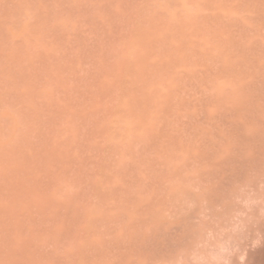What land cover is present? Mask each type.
Instances as JSON below:
<instances>
[{
  "label": "bare ground",
  "instance_id": "obj_1",
  "mask_svg": "<svg viewBox=\"0 0 264 264\" xmlns=\"http://www.w3.org/2000/svg\"><path fill=\"white\" fill-rule=\"evenodd\" d=\"M38 1L40 0H28V2L0 0L5 7L11 4L20 6L15 5V9L8 7L9 10H13L11 13L7 11V8L0 7V40L8 38L7 27L19 33L23 39L27 38L25 41L29 42L28 39H33L35 34L34 39H37L40 29L43 28L38 24L39 29L36 25L37 21L40 22L39 13L44 14V11L40 10ZM51 1L54 3V0ZM87 1L85 0L84 3ZM131 1L134 0H95L97 3L111 5L109 7L114 5L115 11L110 10L108 6L105 8L109 9L108 15L110 11L113 12L107 18L110 19L113 16V20L116 16L120 19V16L124 15V10ZM155 1H161V6L155 4L152 10L151 5ZM89 2L93 1L89 0ZM137 2L140 3L139 0L135 1ZM141 2L152 10H150L151 16H147L149 17L146 20L148 24L144 21L146 16L144 20L142 19L145 13L149 15L148 11L144 12L143 16L141 15L142 18L140 15L137 17L138 21L140 18L144 21V25L148 26H141L143 28L136 26L134 27L136 29L130 27V32L126 30V33L122 32L120 24H116L117 21L110 27V23L107 26L106 22L102 21L107 29L109 27L107 31L105 30L106 32H103V23L100 25L96 17L87 15L92 14L93 10L96 12L98 9L94 6L96 3L89 4L95 9L92 7L93 10L90 9L91 11L89 10L90 12L88 11L86 15L84 10L88 8V5L83 3L87 8H82L81 3L76 7L81 6V9L78 8L79 12L84 9L83 14L80 13L85 16L81 15L83 20L89 16L87 23L86 21V24L81 23L80 28L84 24L86 26L91 18H96L95 21L99 23L100 31L99 27L96 30L101 34L98 33L96 39L102 36V32L109 33L108 37L115 34L113 37L118 39L119 35L121 40L115 39L111 44L114 42L123 44H119L120 50L117 48L120 53L114 50L117 53L115 55L113 52L114 56H112L111 52V57L108 55L109 51L107 54L102 51L105 43L109 44L105 42V39H109L105 38L106 34L105 39H100L99 43L104 40L105 43L102 42V44L105 45H102L99 51L98 44L95 45L98 40L93 41L95 44L92 46L98 49L93 47L95 53L92 56L89 55L91 57L89 62L91 67L97 68L94 69L91 77H86L89 74L88 66H86L85 75H81L79 71V73L76 72L84 76L82 82L78 76L80 83L83 85L87 82L89 88L85 85L86 89L88 88L85 92L80 94L78 92L79 95H74L80 102H83V105L86 104L85 108L80 103L82 109L80 108L79 111L76 109L77 112L73 113L74 118L70 117L74 122L70 118L69 121L64 120L65 114L67 117L70 114L72 116L70 112H73L76 107L74 106L73 111L68 110L67 104L73 98L69 97L71 94L67 96L69 92H65V97L70 98H68L69 101L66 99L67 107L63 106L64 103H60L62 100L65 101L64 96L63 99L60 97V105H55L58 103V96L64 94L63 87L62 90L58 89L62 94L58 92L56 96L53 95L58 98L55 104H52L53 98L51 99L52 96H50L51 100L48 101H51V105L48 104L45 113L57 114L55 118L58 115L65 116L61 121H55L56 125L52 122L53 127L55 126L54 128L59 131V136L56 135L58 137L54 138L55 135H50L51 138L44 136L45 139L41 137L43 142L36 143L38 146L35 143V146L25 144V147L24 144L23 147L21 144L20 147L15 146V143L12 144L14 147L10 145L12 147L11 157L15 156L16 152L21 155L20 158H23L21 159L23 163L22 165L12 164L7 169V173L4 172L6 171L4 166H2L4 168L0 167L1 173L3 171L4 174L0 173L2 175L0 178V198H2L0 199V264H264V0H141ZM67 4H65L66 10L64 9L63 13L67 11ZM156 6L158 8H155ZM132 8L135 9V7ZM25 9L33 12L37 10L39 18L35 13L33 18L38 20L32 19V22L20 23V19L25 15ZM60 10L58 12L62 14ZM99 10L102 12L100 7ZM25 11L28 12V10ZM54 12L52 13L55 14ZM71 13L66 17L71 16ZM76 14H73L72 18ZM102 14L106 13L102 12ZM128 14H125L123 18ZM64 15L61 17L63 18ZM134 15L137 14L131 17ZM52 17L55 18L54 15ZM78 17L80 18L79 14ZM74 18L76 19V16ZM47 23L44 24L46 27L49 26ZM51 23L54 25V22ZM95 24L92 22V26L89 25L90 28L92 27L90 31ZM124 24L126 26L128 21L126 20ZM53 27L55 28V25ZM95 28L97 27H94V30ZM83 29L80 30L81 33ZM85 29L87 30V27ZM51 30L48 29V31ZM76 31L78 33L79 30ZM55 33L57 34L56 31ZM41 34L45 35V32ZM57 36L59 37L60 34ZM76 36L71 35V38L79 37ZM93 36L92 33L88 40L90 41ZM58 37L56 40L59 41ZM82 38L81 40L85 39L84 42L87 41L86 46L89 45L87 38ZM79 40L73 44L77 46L76 43ZM18 41L22 47L21 38ZM49 43L46 41V46ZM31 44L32 47L35 45L33 42ZM111 44L104 50L112 49ZM70 45L68 48L74 46ZM60 46L62 47L61 42ZM80 46H82L81 43ZM132 47L134 51H131ZM11 48L10 52H12ZM37 48L41 46L38 45ZM79 48L80 50L75 49L76 53L73 51L71 54L79 55L82 47ZM2 49L4 52V48ZM60 51L61 48H59ZM43 52L39 54L40 59L36 55L38 60L34 55L33 65L36 59L39 62L37 65L41 67ZM83 52L84 50L80 54ZM88 52L90 53V50ZM7 53L6 50L4 53L0 51V57ZM46 53L45 50V56H47ZM18 54L19 50L16 55ZM27 55L22 57H32H29L30 54ZM68 55H65L63 59ZM89 56L85 55L84 58ZM12 58L10 60H14ZM19 58L21 62L22 58ZM110 59H115V61L112 62ZM2 60L4 62V59ZM71 60L66 59V62H72ZM58 61L62 62V59ZM85 61L83 65L87 63ZM107 61L113 64L109 66ZM3 62L0 63L3 64ZM26 63L25 65L29 67L30 64ZM63 63H65L64 60L61 65ZM43 65L47 67L45 63ZM26 66H24L25 69ZM35 67L38 69L36 65ZM35 67L32 66V70H35L38 75L34 72V77L36 76L38 81L42 80L47 69L42 68L43 77L37 79L41 71H37ZM80 67L79 70H81ZM62 68L64 72L66 68ZM84 68L82 72L85 71ZM14 70V72L17 71ZM56 71V66H52L51 71L49 69L45 77L48 80L54 78ZM73 71L75 72V69ZM4 73L2 72V77ZM30 73L33 75L31 71ZM25 74L24 70L21 75L24 77ZM42 74L40 73V77ZM34 77L32 76L30 80L31 89H34L31 85L36 86ZM85 77L89 78L88 81ZM12 78L13 82L17 79ZM64 78H61L63 84L67 81V78L66 81ZM74 78L76 80L70 81L73 84L75 82L76 85L79 80L77 75ZM19 80V83L23 81ZM48 80L47 83H49ZM58 81L61 82L60 79ZM40 82L43 84L42 81ZM72 83L69 82L67 91L72 89L74 92V88L77 89L78 84L73 87L70 85ZM21 84L23 85V82ZM125 85L129 87L125 88ZM14 88L15 86H12V89ZM58 88L61 87L58 85ZM24 91L29 92L26 89ZM50 91L54 92V90ZM2 93L1 91V95ZM10 93L9 96H12V92ZM4 94L8 95L7 92ZM38 97L36 98L37 104L34 103L36 106L39 100L42 102H39L40 105L44 102L41 99L38 100ZM2 100L3 97L0 102ZM9 100L4 99L3 101L8 104ZM26 101L29 103V98ZM77 101L74 102L78 107L79 101ZM16 104L20 106L21 103L15 102ZM22 104L26 106L24 102ZM67 111H70L69 115ZM18 113L20 114L21 111ZM31 114L33 118V113ZM91 116L96 118L95 121L99 120L94 127L92 126L94 122L90 121V119L93 120ZM86 119L92 123L89 122L92 126L90 130L87 129L89 125L86 128L87 122H84ZM50 120L55 119L52 116ZM77 120L79 121L75 123ZM1 121L2 119L0 120V138L12 129L10 122L2 124ZM82 121L85 124L81 125ZM23 122L26 120L21 121L22 124ZM24 124L26 125L27 122ZM75 124L81 125L80 129L83 126L87 129L88 132L85 131L87 134H84L83 139L79 135L82 131L78 130L79 136L76 134L75 130L78 126ZM24 129L27 134L31 132L29 127V132L26 128ZM62 133L69 139L66 136L62 137ZM25 140L27 142L28 139ZM82 140L85 141L80 144ZM127 142L134 146L139 143L141 146L142 143L141 153L138 156L129 155L131 149L129 148L130 152L126 150ZM133 142L137 143L133 144ZM123 148L125 150L121 152ZM7 149L8 147L6 151ZM6 151L4 148L0 151L5 152L4 156L0 155V165L5 164L6 160L7 163L10 161V156L6 159V153H9ZM114 153H120L125 158L130 157V163L128 164L130 159L126 158L127 162H124L126 165L122 163L118 165L120 159H116L118 154L114 159ZM111 155H113L112 159L104 157ZM99 157H104V161L100 162L102 159L99 160ZM115 160L118 161L115 163ZM70 171L71 174H69ZM82 174L86 180L82 178ZM69 188L74 189L68 190ZM93 200L94 207L92 206ZM90 205L92 207H89Z\"/></svg>",
  "mask_w": 264,
  "mask_h": 264
},
{
  "label": "rangeland",
  "instance_id": "obj_2",
  "mask_svg": "<svg viewBox=\"0 0 264 264\" xmlns=\"http://www.w3.org/2000/svg\"><path fill=\"white\" fill-rule=\"evenodd\" d=\"M25 1L28 2V0H25ZM40 1H41V3H39ZM40 1H38V4H39V6H40V10H43V11H44V14H45V15H44L43 13H42V14L39 13V16H40L41 20H40V18H39L38 15H37L38 11H37V10L35 11V9H34L35 12H33V11H29L30 9H25V10H28V12L24 10V14H25V15L22 17V19H20V20H21L20 23H23V24L28 23V22L31 21L32 19L35 20V21H37V20H38L37 18H33V17L35 16V14H36V17H38V18H39V21H40V22L37 21V24H36V25L38 26V24H39L40 27H43V28L40 29V27L38 26L39 29H40V35H39L40 37L37 36V39L35 40V39H34V37H35V35H36V34H35L34 37H33V39H32V38H31V40L28 39V40H29V42H28V41H25V40H27V38L24 37V39H23L22 36H21L19 33H16L12 28L7 27V28H6L7 34H6V35H7L8 38H5V39L0 40V47H2V46L7 47L6 49H5V47H2V48H4V52H5V50H6V53H7V51L9 50L7 54H4L3 57H2V56L0 57V62H3L2 59H4L3 64L0 63V68H2V69H0V78H1V79H0V101H1L2 97H3V100L5 99V101H6L7 99L9 100V98H10V100L7 101L8 104H7L5 101H3V100H2V102H0V104L2 103V105H0V112L2 111V112L0 113V115L2 116V118H1V116H0V120L2 119V121H3V120L5 121V122H2V121H1L2 124H6L7 122H10V123H11V128H12V129L9 130L10 132H8L7 134L3 135V136L0 138V151H2L3 148H4L5 151H6V148L8 147V149H7L8 151H6V152H9V153H6V155H7V156H6V159H7V157L10 156V161L8 160V161H9L8 163L6 162L7 160L5 161V164H6V165H5L4 163H3V165H0V167L4 166V167L6 168V171L4 170V172H6V173L8 172L7 169H9L10 166H12V164H13V165H15V164L22 165V163H23V162H21V159H23V158H20L21 155H19L18 153L15 152V156L13 155V157H11V156H12V150H11L12 147H11V146L14 147V145H12L13 143H15V146H16V145L19 146V145L21 144V147H23V144H24V147H25V144H26V145H33V146L36 145V146H38V144H40V142H41V143L43 142V140H41V139L44 138V136H45V138H46V136H47V138H51V136H54V135H55L54 138H56V137L59 136V135H58V134H59V131H57L56 128H54L55 126L53 127L52 122L56 125V122H55V121H57V120H60V121H61L65 116L67 117V115H66V114H65V116H64V115H60V116L58 115L59 118L56 117V118H57V119H56L55 116H57V114H54V115H50V113H47V114H46V113H45V110H46L45 108L48 107V104H50L51 101L53 102L52 104H55V103L57 102L58 98H59L58 103H56L55 105H60V103H61V104L64 103L63 106H65L66 103L69 101L68 98H69V97H73V98H71V100H70L69 103L67 104V105H68V110L73 111L74 106H76V107H75V110H74L73 112H70V111H67V112H66L68 115H69L68 112L72 113V116H70V115H71V114H70L67 118L65 117L64 120H66V121H67V119H68V121H69V120L71 119L70 117H73V118H74L75 115L73 116V113L79 111L80 108L82 109V107H80V103H81V106H85V105H86V104L83 105V104H82L83 102H80V101L77 99V97H75L74 95H75V94H78V92H79V94H80L81 92L83 93V92H85V90H87V89L89 88V87H88V83H87V82L84 83V82H85V80L89 79V78L86 79V77H87V76H88V77H91V76H92L91 74H93L94 69L97 68V67H94V66L91 67V66H90L91 64H90V62H89V58H91L90 56H92L93 53H95L94 51H95V49L97 48V47H96L97 44H98V46H99V49L97 48L98 51L100 50V48L102 49V47L106 44V45L104 46V48L102 49V51H104V54H105V53L107 54V51H109V54H108L109 56H111V55L114 56L113 52H114L115 55H116L117 52H115V51H117V50L119 49V47H118L119 44H120L119 42H114V43L117 44V45H115L114 43L111 44V42L115 41V39H116L117 41L120 39V38H119V35L117 34V35H118V39H117V38L113 37L115 34H114V35L112 34V35H111L112 37H111V36L108 37L107 35H108L109 33L106 34V33H103V32H106V31L109 29V27H110L111 25L115 24V23H116L115 21H117L116 24H118V25L120 24V26H122V28H120L121 30H123L122 32H125L126 30H127L126 32H130L131 28L136 29V28H134V27H136V26H137V27H141V26H144V27H145V26L148 24V23L146 22V20L151 16L150 13H151V11L153 10L152 7L155 6V4H158L159 7L161 6V1H155L154 4L151 5V9H152V10H151L150 8L144 6L145 4H143V3L141 2V0H139L140 3L137 2V3L139 4V6H138L137 3H135L136 0L131 1L132 4L130 3L129 6H127L128 4L126 5V6H127V9L129 8L128 10L126 9L127 11L124 10V9H125V6L122 7L123 10H124V15H125V14L127 15L128 13H129L130 15L128 14V16L125 17V18H123V17H124L123 14H122L123 16H120V15H119V16H120V19H117L118 16H116V19H117V20H116V19L113 20L114 17L112 16L113 18L111 17L112 19H111V18H110V19L114 21V23H113V21H111L110 19H107V18L109 17V15H111L113 12L110 11V14L108 15L109 9H108V10L105 9V8L108 6V4L106 5L105 3H102V2H98V3H97V2H95V0H92L94 3H93V2H89V0H88V1L86 0L87 3H84L85 0H81L82 2H81L80 0H54V3H53V1H51V0H40ZM55 1H56V2H55ZM59 1H60V2H59ZM63 1H64V3H63ZM65 1H66L68 4H67ZM70 1H71V2H70ZM79 1H80V2H79ZM137 1H138V0H137ZM26 2H25V3H26ZM76 2H77L78 5L76 4ZM0 3H2V2H0ZM55 3H57L56 6H55ZM60 3H61V5H59ZM72 3H73V4H72ZM81 3H82V4H81ZM83 3L86 4V5H88V8H89V9H88L87 7H84V4H83ZM92 3H93V4L96 3V5H94L96 9L98 8V9L96 10V12H95V10H93V9H95L94 6H89V4L91 5ZM141 3H142V4H141ZM43 4H44L45 6H43ZM49 4H50V6H49ZM63 4H64V7H63ZM65 4H67V6H66V7H67V11H66V13H63V12H65V11H64V9H65ZM80 4L82 5V8H87V9H85V10L83 9L85 12H84L83 10L81 11L82 14H83V12H84L85 15H86V14L88 13V11L93 7V9H91V10H93L95 13H94V12H93L92 14H89V13H88L87 15H89V16H92V15H93L92 17H96V18H97V20H96V18H95V19H94V18H93V19L91 18L92 22H93V23H96L95 25H97V26L94 25V26H93V29H92L91 31H90V29L92 28V27L90 28V26H92V25H91V24H92L91 20H89L90 23L88 22V24L85 26V24H86L87 21H88L87 19H88L89 16H87V19L83 20L82 18L85 17V16H83V15L81 14V15L83 16V17L81 18V15H80L81 12H79V10H78V8L81 9V6L78 7V8H76V7L79 6ZM93 4H92V5H93ZM0 5H1V4H0ZM11 5H12V6H11ZM11 5H7V6L5 7V5H3V3H2V6H0V7H1V8H2V7L7 8V11H9V12L11 13L13 10H9V9H10L11 7H13L12 9H15L16 6H17V4H11ZM13 5H14V6H13ZM15 5H16V6H15ZM46 5L49 6V8H48V6H47L48 9L46 8ZM132 5H133V6H132ZM18 6H19V5H18ZM18 6H17V7H18ZM53 6H54V7H53ZM59 6H60V7H59ZM61 6H62V7H61ZM69 6H70V7H69ZM72 6H73V8H72ZM74 6H75V7H74ZM109 6H111V5H109ZM109 6H108V8H110V10H114V11L116 10V8H114V5H113L112 7H109ZM141 6H143L144 9L141 8ZM158 6H156L155 8H158ZM8 7H9V9H8ZM14 7H15V8H14ZM19 7H20V6H19ZM57 7H58L59 9H61L60 12L62 11V14H61V13L59 14V12H58L59 9H58ZM99 7L102 9V12H105V13H106L105 15H103L104 13L102 14L101 10H99ZM132 7H135V9H133ZM52 8H54L55 11H56L57 9H58V10H57L56 12H54V10H51ZM56 8H57V9H56ZM62 8H63V10H62ZM75 8H76V10H78L79 13L76 12ZM111 8H112V9H111ZM122 8H121V9H122ZM136 8H137V9H136ZM145 8H146V9H145ZM147 8H148V9H147ZM153 8H154V7H153ZM46 9H47V10H46ZM104 9H105V10H104ZM132 9H133V11H131ZM142 9H143V11H141ZM5 10H6V9H5ZM32 10H33V9H32ZM49 10H50L51 12H50ZM65 10H66V9H65ZM71 10H72V11H71ZM74 10H75V12H76L77 14L74 12ZM91 10H90V11H91ZM129 10H130V11H129ZM150 10H151V11H150ZM185 10H186V9H185ZM187 10H188V8H187ZM7 11H6V12H7ZM45 11H46L47 13L50 14L49 16H51V18L48 16V14H47ZM48 11H49V12H48ZM86 11H87V12H86ZM90 11H89V12H90ZM98 11H99V13H97ZM147 11L149 12V15H147L148 13H147V14L145 13V14H144V17L142 18V16H143L142 14H143L144 12H147ZM29 12H30V13H29ZM36 12H37V13H36ZM52 12H54L55 14H53ZM57 12H58V14H57ZM68 12H69V13H68ZM71 12H72V13H71ZM73 12H74V13H73ZM100 12H101V13H100ZM122 12H123V11H122ZM122 12H121V13H122ZM138 12H139V13H138ZM34 13H35V14H34ZM51 13H52V14H51ZM70 13H71V16L66 17V15H67V14L69 15ZM135 13L137 14L136 16L134 15L136 18H134V16L131 17V16H132L133 14H135ZM140 13H141V14H140ZM64 14H65V15H64ZM73 14H76V15H75V16H76V19L74 18L75 16L72 18V15H73ZM78 14H79V16H80V18L78 17L80 20L77 18ZM95 14H98V15H95ZM30 15H31V16H30ZM52 15H54L55 18H56L57 20H56L55 18H53ZM58 15H60V16H58ZM62 15H64L63 18L61 17ZM94 15H95V16H94ZM102 15H103L104 17H103ZM126 15H125V16H126ZM139 15H140V16L142 15L141 18H142L143 20L145 19V16H146V17L149 16V17H147V18L144 20V21L147 23L146 25H144V21H143L142 19L140 20V18H139V21H138V18H137V17H140ZM27 16H28V17H27ZM101 16H102L103 18H102ZM106 16H107V17H106ZM25 17H26V19H25ZM29 17H30V18H29ZM59 17H61V18H59ZM70 17H71V18H70ZM129 17H131V18H129ZM49 18H50L51 20H49ZM58 18H59V19H58ZM101 18H102V19H101ZM122 18H123V19H122ZM126 18H127V19H126ZM133 18H134V19H133ZM24 19H25V20H24ZM27 19H28V20H27ZM36 19H37V20H36ZM42 19H43V20H42ZM65 19H66V20H65ZM72 19H73V21H74V19H75V21H74V22L71 21ZM81 19H82L83 21H82ZM100 19H101V20H100ZM105 19H106V20H105ZM121 19H122V20H121ZM125 19L128 21V24H127L126 26H125V24H124L125 21H126ZM128 19H129V20H128ZM136 19H137V20H136ZM20 20H19V21H20ZM22 20H24V21L22 22ZM44 20H45V21H44ZM46 20H47V21H46ZM53 20H54V21H53ZM55 20H56V21H55ZM77 20H78V21H77ZM86 20H87V21H86ZM95 20L98 21V22L100 23V25H101L102 23H103V25H104V24H105L104 22H106V25H107L108 23H110L108 29H107V27H106L105 25H104V27H102V28H103V32H102V28H101L102 36H100L101 34L99 33V31H100L99 23H97ZM107 20H110V22H107ZM120 20H121V21H120ZM133 20H134V21H133ZM135 20H136L137 22H136ZM42 21H43V22H42ZM50 21H51V22H54L55 28L53 27V26H54L53 23H51ZM68 21H69V22H68ZM85 21H86V23H85ZM102 21H104V22H102ZM118 21H119V22H118ZM132 21H133V22H132ZM142 21H143V22H142ZM31 22H32V21H31ZM33 22H34V21H33ZM41 22H42V24H41ZM44 22H45V23H47V22L49 23V26H47L48 29H50V30H51L52 28H53V29H52L51 31H48L46 25H44V24H45ZM111 22H112V23H111ZM122 22H124V23H122ZM35 23H36V22H35ZM43 23H44V24H43ZM48 23H47V24H48ZM68 23H69V24H68ZM81 23H82V24L85 23V24L82 26V28L79 27L80 25H82ZM126 23H127V22H126ZM138 23H139V24H138ZM140 23H141V24H140ZM142 23H143V24H142ZM51 24H52V26H51ZM67 24H68V25H67ZM78 24H79V25H78ZM69 25H70V27H69ZM89 25H90V26H89ZM133 25H134V26H133ZM138 25H139V26H138ZM107 26H108V25H107ZM115 26H116V25H115ZM147 26H148V25H147ZM49 27H50V28H49ZM76 27H78L79 29L76 28ZM83 27H84V29L87 27V30L85 29L87 32L84 31ZM88 27H89V28H88ZM94 27H97V28H95V30H96V29L98 30V27H99V31L96 30V34H95ZM125 27H126V28H125ZM130 27H131V28H130ZM8 28H9V29H8ZM44 28H45V29H44ZM141 28H143V27H141ZM10 29H11V30H10ZM39 29H38V30H39ZM43 29H44V30H43ZM71 29H73V30L75 29V30L73 31V30H71ZM82 29H83V32H82L83 34L81 33ZM106 29H107V30H106ZM118 29H119V28H118ZM3 30H5V29H3ZM69 30H70V31H69ZM76 30H79L78 33H77ZM80 30H81V31H80ZM105 30H106V31H105ZM128 30H129V31H128ZM47 31H48V32H47ZM52 31H53V32H52ZM55 31L57 32V34L55 33ZM63 31H65V33L67 34L66 36H65V33H64ZM66 31H67V32H66ZM71 31H72V32H71ZM75 31H76V32H75ZM89 31H90V32H89ZM92 31H94V32H92ZM8 32L10 33V36H8V35H9ZM43 32H45L46 38H45V35H44V34H43L44 37H43V35L41 34V33H43ZM50 32H51V33H50ZM79 32L81 33L80 36H79V34H80ZM85 32H86V33H85ZM91 32H92L93 35H94L93 37H95V38L92 37V38H93V39L91 38L92 40L90 39V41H92V43L88 40V38H90L89 36H90V35L92 36V33H91ZM126 32H125V33H126ZM76 33H77L78 35H77ZM84 33L86 34L85 36H84ZM87 33H88V34H87ZM89 33H90V34H89ZM98 33L100 34V35H99L100 37H99V39H96V35H97ZM118 33H119V32H118ZM120 33H121V31H120ZM38 34H39V32H38ZM53 34H54V36H53ZM55 34H56V35H55ZM59 34H60V36L58 37L57 35H59ZM63 34H64V35H63ZM105 34H106V37H105V38L108 37L109 39H105V38H104ZM123 34H124V33H123ZM11 35H12V37H11ZM71 35H74V36L77 35V36H79V37L76 36L77 38L74 39L75 37H72V38H71ZM82 35H83L84 37H83ZM88 35H89V36H88ZM117 35H116V37H117ZM19 36H20V37H19ZM56 36L59 38V41L61 42L62 47L60 46V42H59L58 40H56V39H57ZM64 36H65V37H64ZM42 37H43V38H42ZM52 37H53V38L56 37V38L53 39ZM63 37H64V38H63ZM67 37H68V38H67ZM69 37H70V38H69ZM82 37H83V38H87L86 40H88V44L91 45V47H90L89 45L86 46L85 43H87V41L84 42L85 39H84V40H81ZM97 37H98V36H97ZM110 37H111L112 39H111ZM9 38H11V39H9ZM12 38H13V39H12ZM20 38H21V40L23 41V42H22V41H21V42L24 43L23 45H22V43H21V46H22V47H20V44H19V41H18V39H20ZM35 38H36V37H35ZM39 38H40V41H39ZM83 38H82V39H83ZM101 38H102V39H105V42H108L109 44H111L110 47H112V49L110 48V49H107V50L105 51V50H104L105 47H106V48L109 47V44L107 45V43H105L104 40L102 41V42L105 43L104 45L102 44V42L99 43V42L101 41V40H100ZM6 39H7V40H6ZM42 39H43V40H42ZM64 39H66V40H64ZM67 39H69V40H67ZM73 39H74V40H73ZM78 39H80L81 41L79 40L78 43H76L77 46H75V45H74V44H75L74 42H76V40H78ZM4 40H5V41H4ZM11 40H12V41H11ZM15 40H17V42H16ZM34 40H35L36 42L38 41L37 43H38V45L41 46V48H37L38 45H37V43H35ZM51 40H52V42L55 40V41L53 42V44H52ZM62 40H63V41H62ZM97 40H98V41H97ZM107 40H108V41H107ZM120 40H121V39H120ZM123 40H124V39H122V41H123ZM10 41H11V42H10ZM13 41H14V42H13ZM46 41H49V42H50L49 44H47V46H46ZM57 41H58V42H57ZM68 41H70V42H68ZM72 41H73V42H72ZM93 41H97V42H98V43L95 42L96 44L94 43L96 46H92V45H94V44H93ZM122 41H121V42H122ZM6 42H7V43H6ZM9 42H10V44H9ZM26 42H27V43H26ZM31 42H33V43L35 44V45H34L35 47H34V46H33V47L31 46V45H32ZM62 42H64V43H62ZM67 42H68V43H67ZM79 42L81 43L82 46H80V43H79ZM83 42H84V44H83ZM1 43H2V44H1ZM3 43H4V45H3ZM5 43H6L7 45H6ZM25 43H26L27 45H25ZM43 43H45V44H43ZM56 43H57L58 45H56ZM69 43H70L71 45H74L75 47H74V46H71ZM73 43H74V44H73ZM124 43H125V42H124ZM50 44H51V45H50ZM68 44L71 46V47H70L71 49L68 48V47H69ZM122 44H123V43H121L120 45H122ZM8 45H9V46H8ZM24 45H25L26 47H25ZM36 45H37V46H36ZM43 45H44L45 47H43ZM83 45H84V46H83ZM102 45H103V46H102ZM114 45H115V46H114ZM135 45H136V44H135ZM135 45H134V46H135ZM10 46H11L12 48H11ZM53 46H54L55 48H54ZM132 46H133V45H132ZM8 47H9V48H8ZM15 47H16V48H15ZM18 47H20V49H19ZM24 47H25V48H24ZM27 47L29 48V50H28ZM46 47H47V48H46ZM52 47H53V48H52ZM73 47H74V48H73ZM79 47H82V50H84V52H83L82 54H80V53L82 52V50H81V51L79 52V55L77 54V55L80 57V58L78 59V57H77L76 54L73 56L74 53H73V54H71V53H72L73 51H75V49L80 50ZM85 47H88L89 49H88V48L86 49ZM93 47H94L95 49H94ZM115 47H116V48H115ZM2 48H0V51H1V53H4V52H2V51H3ZM10 48H11L12 52H10ZM21 48H22V49H21ZM23 48H24V49H23ZM44 48H45V50H46V52H47V53H46L47 56H45V54H44V53H45ZM59 48H61V51H60V52H59ZM62 48L64 49V51H63ZM67 48H68V49H67ZM91 48H93V49L91 50ZM117 48H118V49H117ZM120 48H121V47H120ZM40 49H41V51H39ZM42 49L44 50V52H43ZM55 49H56V50L58 49V51L56 52ZM97 49H96V50H97ZM130 49H131V51H134V50H132L133 47L130 48ZM14 50H15V51H14ZM17 50H19V54H18V55H16V54H17ZM20 50H21V51H20ZM36 50H37L38 52H36ZM66 50H68V52H67ZM70 50H71V51H70ZM77 50H76V51H77ZM89 50H90V53L88 52ZM111 50H113V51H111ZM114 50H115V51H114ZM119 50H120V49H119ZM119 50H118V51H119ZM13 51H14V52H13ZM26 51H28V52H26ZM29 51H30V52H29ZM62 51H63V52H62ZM69 51H70V52H69ZM76 51H75V53H76ZM85 51H86V52H85ZM15 52H16V53H15ZM41 52H43V55H44V56H43V62H40V63H41V64H40L41 67H40V66H38L39 64L37 65V63H39V62L37 61V60H38V59H37L38 57H36V55L39 56V59H40L41 56H40L39 54H41ZM50 52H53V53H50ZM61 52H62V54L60 55ZM66 52H67V53H66ZM91 52H92V53H91ZM111 52H112V54L110 55ZM11 53H12V54H11ZM20 53L22 54L21 56H20ZM25 53L28 54V55L30 54L29 57H30V56H32V57H31V58H28V57H22V56H26ZM34 53H35V54H34ZM65 53H66V54H65ZM68 53H70V54L68 55ZM85 53H86V54H85ZM88 53H89V54H88ZM118 53H120V51H119ZM14 54H15V55H14ZM52 54H54V56H52ZM64 54H65L66 56L68 55V57H69L70 55H71V56H70L69 58H68V57H67V58L65 57V59H63L64 56H65ZM90 54H91V55H90ZM132 54H134V53H132ZM2 55H3V54H2ZM28 55H27V56H28ZM34 55H35V58H36L37 60L35 59V62H36V63L34 62V65H33V63H32V62H33V59H32V58H34ZM62 55H64V56H63L62 58H60ZM80 55H81V56H80ZM85 55H86V57L89 56V55H90V56H89L88 58L85 59V58H84ZM12 56H13V58H12ZM16 56L18 57L17 59H16ZM72 56H73V57L76 56L77 58H74V59H73ZM112 56H111V57H112ZM8 57H9V58H8ZM19 57H21L22 59L24 58L25 60H22V59H21V62H20V58H19ZM44 57H45V58H44ZM56 57H57V58H56ZM71 57H72V58H71ZM7 58H8V61H6L7 63H5V60H7ZM11 58L14 59V60H10ZM70 58H71L72 60H71ZM27 59H29V61H28ZM31 59H32V61H31ZM46 59H48V60L46 61ZM55 59H56V60H55ZM57 59H58V60H59V59H62V62H63V60L65 61V63L62 64L63 66L61 65L62 62H61V61L59 62ZM66 59H67V61H70V60H71V61L74 62V63H72V62H66ZM69 59H70V60H69ZM76 59H77V60H76ZM80 59H81L82 61H81ZM83 59H85V60H87V61H85V60H83ZM111 59H112V58H111ZM111 59H110V60H111ZM9 60H10L11 62H10ZM17 60H18V61H17ZM52 60H55V61H53L54 64H52V63H53ZM74 60H75V61H74ZM90 60H91V59H90ZM110 60H108V61H110ZM14 61H15V62H14ZM22 61H23V62H22ZM56 61H58L59 63L56 62ZM83 61H85V62H87V63H86L85 65H83V64H82ZM108 61H107V62H108ZM111 61L114 62L115 59H114V60H111ZM19 62H20L21 64H20ZM26 62H28L30 65H32L33 68H34L35 65H36V66L38 67V69H37L36 67H35V68L37 69V71H38V70L41 71V72H40L41 74H42V71H44L45 69H47V70H45V71L48 72L49 69H50V71H51V67H52V66H54V67L56 66V69H57L56 74L54 75V78L48 80V79L45 77L47 72H45V74H44V72H43V74L45 75L44 78H42V77H43V74H42L41 77H40V73L38 72V73H39V76H37V79L42 78V80H39V81H38V80H36V76L34 77V72H35V70H32L33 68H32V66H30V65H28L29 67H27V66H26V65H27ZM30 62H31V63H30ZM46 62H48V63H46ZM55 62H56L58 65H57ZM80 62H81V63H80ZM88 62H89V64H88ZM112 62H111V63L108 62L109 66H111V65L113 64ZM15 63H17L18 65L15 64ZM25 63H26V65H25ZM43 63H45L47 67H45V66L43 65ZM71 63H72V64H71ZM48 64H49V65H48ZM55 64H56V65H55ZM73 64H74V65H73ZM114 64H115V63H114ZM5 65H6V66H5ZM23 65L26 66V69H27V70L25 69V67H24ZM42 65H43V66H42ZM60 65H61L62 67H64V69L66 68V69H65V70H66V73H67V70H68V73H67V74L65 73V70H64V72H63V68H62ZM70 65H72L73 67L70 66ZM82 65H83L85 68L82 67ZM8 66H9V67H8ZM22 66H23L24 68H23ZM80 66H81V67H80ZM86 66H88L87 69H88V71H89V72H88L89 74L86 75L85 80L83 81V83H84V84H83L84 86H83L82 83H80L79 78L81 79V82H82V80H83L82 77H84V76H81V75H82V74H83V75L86 74V72H87V71H86ZM6 67H7V68H6ZM10 67H12V68H10ZM49 67H50V68H49ZM79 67L81 68V70L84 68L85 71L82 72L81 70H79ZM93 67H94V68H93ZM20 68H21V69H20ZM29 68H30V71L33 73V75H31L30 71H28ZM42 68H43L44 70H42ZM48 68H49V69H48ZM89 68H91L92 72H91V70H90ZM104 68H105V65H104ZM109 68H110V70H111V67H109ZM12 69H13V70H12ZM14 69H16L17 71H18V69H19V71L21 70L20 72L18 71V73H19L20 75H21V73H23L24 70H25L26 74L24 75V77H23L22 75L20 76L19 74H18V76H17V73H16L17 71L14 72V71H15ZM69 69H70V70H69ZM73 69H75V72L73 71ZM11 70H12V71H11ZM58 70H59V71H58ZM61 70H62V72H61ZM10 71H11V73H10ZM22 71H23V72H22ZM70 71H71V72H70ZM78 71L81 73V75L78 74V73H79ZM2 72H3V73L5 72L4 75H3L4 77H2V75H1ZM69 72H70V73H69ZM76 72H78V73H76ZM90 72H91V73H90ZM7 73H8V74H7ZM13 73H15V74H13ZM28 73H29V74H28ZM27 74H28V75H27ZM69 74H70V76H69ZM5 75H7V77H6ZM8 75H9V76H8ZM14 75H15V76H14ZM26 75H27V77H26ZM30 75H31V76H30ZM35 75H38L37 72H35ZM65 75H66V76H65ZM71 75H72V77H71ZM76 75H77V78H78V76H79V78H78L79 82L77 83L78 86H77V84L75 85V82H74V84L72 83V82L74 81V79H75L74 77H76ZM16 76H17V77H16ZM32 76L34 77L33 80L36 81V83H35L36 86L31 85L32 88L34 87V89H31V87H30V84H31V81H30V80H32ZM55 76H56V78H55ZM62 76H63V77H62ZM12 77L17 78V79L14 80V82L16 81L18 84H16V82L14 83V82L12 81V80H13ZM64 77L67 78V81H66V78H64ZM26 78H27V79H26ZM61 78H62V79H63V78L65 79L66 82H64V84H63V82H62L63 80H62ZM5 79H7V81H6ZM18 79L23 80V81H22V82H23V85H26V84H27V86H24V87H25V88H24L23 85L21 84L22 82L19 83V82H18ZM59 79L61 80V82L58 81ZM68 79H69V80H68ZM20 80H19V81H20ZM24 80H26V81H28V82L25 83ZM43 80H45V81H43ZM47 80H48L49 83H47ZM70 80H71L72 82H71ZM75 80H76V79H75ZM1 81H2V82L4 81V82H3L4 85H3V83H2ZM40 81H42L43 84H42ZM87 81H88V80H87ZM5 82H6V83H5ZM33 82H34V81H33ZM33 82H32V83H33ZM56 82H57V84H55ZM58 82H60V83H58ZM67 82H68V83H67ZM69 82L72 83V84H70L71 86L74 87V85H75V87L77 86L76 88L78 89V87H79V89H78V90H77V89L75 90V88H74V92H72V91H73L72 89H69L70 91H67L68 86H69ZM40 83L42 84L43 87L41 86ZM52 83H53V85H55V86L51 85ZM79 83H80V86H79ZM19 84H20V86H19ZM33 84H34V83H33ZM38 84H39V85H38ZM45 84H46V85H45ZM62 84H63L65 87H66V86H67V87L65 88ZM65 84H67V85H65ZM37 85H38V86H37ZM44 85H45L46 87H45ZM56 85H57V86H56ZM58 85H59L61 88H58ZM61 85H62V86H61ZM85 85H87V86H86V87H88L87 89H86ZM127 85H128V84H127ZM12 86H15V88H14L15 90L12 89ZM21 86H22L23 89L21 88ZM82 86L84 87L83 90H82ZM18 87H19V88H18ZM28 87H29V89H28ZM49 87H53V88L51 89V88H49ZM54 87H55V88H54ZM62 87H63V91H64L63 93H64V94H62V92H61ZM73 87H72V88H73ZM128 87H129V86L126 87V85H125V88H128ZM48 88H49V89H48ZM70 88H71V87H70ZM80 88H81V89H80ZM6 89H7V91H6ZM8 89H9V90H8ZM19 89H20V90H19ZM25 89H26V90H29V92L31 93V95H32L33 93H34L33 95H35V94H37V95H35V96L33 97V95L31 96L30 93H29L28 91H24ZM58 89H61V90H58ZM12 90H13V91H12ZM50 90H54V92H53V91H50ZM57 90H58V91H57ZM115 90H116V89H115ZM115 90H114V92H115ZM1 91L3 92L2 95H1ZM17 91H18L20 94H19ZM32 91H33V93H32ZM36 91H37V92H36ZM56 91H57V92H56ZM116 91H117V90H116ZM4 92H7L8 95L4 94ZM10 92H12V96H9V94H11ZM23 92H24V93H23ZM27 92H28V93H27ZM51 92H52V93H51ZM58 92H61L62 95H61V96L59 95L58 98H57V97H54V96H56V95L58 94ZM65 92H69V93H67V96H69L68 94H71L72 96L70 95L69 97H65V96H66V95H65ZM70 92H71V93H70ZM75 92H76V93H75ZM14 93H15V96H14ZM26 93H27V94H26ZM39 93H40V94H39ZM41 93H42V96H41ZM48 93H49V94H48ZM50 93H51V95H50ZM73 93H74V94H73ZM18 94H19V95H18ZM24 94H25V95H24ZM43 94L46 95V96L44 97ZM47 94H48V96H47ZM79 94H78V95H79ZM5 95H6V96H5ZM17 95H18V96H17ZM27 95H28V97H27ZM53 95H54V96H53ZM20 96H22V97H20ZM30 96H31V101H30ZM38 96H40V97H38ZM50 96H52V97H51V99L53 98L52 100L49 99ZM63 96L65 97V99H64L65 101H63V100L61 101V99H60V97L63 99ZM8 97H9V98H8ZM18 97H19V98H18ZM24 97H26V98L24 99ZM37 97H38V100L41 99L42 101L45 102V104H44V102H43V104L40 105L39 102H41V101H40V100H39V101L37 100V101H38V106H36V104H37V103H36V98H37ZM74 97H75V99H74ZM12 98H14V99L12 100ZM17 98H18V99H17ZM28 98H29V101H30L29 103H27V101H26V99L28 100ZM16 99H17V100H16ZM20 99H21V100H20ZM22 99H23V100H22ZM66 99H67L68 101H67ZM69 99H70V98H69ZM72 99H73L74 101H77V100L79 101V103H78V107H79V108L77 107V103H75ZM34 100H35V102H33ZM48 100H51V101H48ZM14 101H15L16 103H21V104H19L20 106H18V104L15 105V102H14ZM18 101H19V102H18ZM21 101H22V102H21ZM47 101H48V102H47ZM60 101H61V102H60ZM66 101H67V102H66ZM72 101H73V102H72ZM78 101H77V102H78ZM23 102H24V105H26L25 107H24L23 104H22ZM25 102H26V103H25ZM31 102H32L33 104H30ZM54 102H55V103H54ZM59 102H60V103H59ZM34 103H36V104H34ZM41 103H42V102H41ZM46 103H47V105H46ZM70 103H71V105H72L73 107L70 105ZM88 103H89V102H88ZM13 104H14V105H13ZM7 105H8V106H7ZM10 105H11V106H10ZM32 105H33V107H32ZM34 105L38 108V111H37V108H36ZM50 105H51V104H50ZM67 105H66V107H67ZM2 106H3V107H2ZM12 106H14V107H12ZM17 106H18V109L21 108V110H18V109H17ZM22 106H23V107H22ZM27 106H28L30 109H32V110H30L29 108L27 109ZM39 106H40V107H39ZM89 106H90V104H89ZM89 106H88V107H89ZM1 107H2L3 110L1 109ZM34 107H35V108H34ZM43 107H44V108H43ZM70 107L72 108V110H71ZM6 108H7V109H6ZM15 108H16L17 110H16ZM33 108H34V109H33ZM85 108H86V106H85ZM9 109H10V110H9ZM24 109H25V110H24ZM35 109H36V110H35ZM40 109H41V110H40ZM42 109H43V111H42ZM76 109H78V110L76 111ZM87 109H88V108H87ZM28 110H29V111H28ZM33 110H34V111H33ZM10 111H11V112H10ZM15 111H16V112H15ZM19 111H21L20 114L18 113ZM24 111H25V113H24ZM26 111H27V112H26ZM30 111H31V112H30ZM40 111H41V112H40ZM46 111H47V110H46ZM12 112L15 113L16 115H14ZM28 112H29V113H28ZM37 112H38V113H37ZM42 112H43V113H42ZM31 113H33V118H34V119L32 118V114H31ZM22 114H24V115H22ZM29 114H31V115H29ZM37 114H38L39 116H38ZM3 115H4L5 117H3ZM25 115H26V116H25ZM28 115L30 116V120H29V116H28ZM40 115H41V116H40ZM49 115H50V116H49ZM6 116H7V117H6ZM21 116H22V117H21ZM52 116H53V118L55 119V120H53V121L50 120V119L52 118ZM61 116H63V117H61ZM16 117H17V118H16ZM24 117H25V120H26V122H27L26 125L24 124V123H26V122H23V124L21 123L22 120L25 121V120H24ZM26 117H27V118H26ZM49 117H50V118H49ZM60 117H61V119H60ZM5 118H6V119H5ZM37 118H39V119H37ZM69 118H70V119H69ZM73 118L71 119V121L73 120ZM90 118H92V116H91ZM90 118H89V119H90ZM20 119H21V121H20ZM45 119H46V120H45ZM75 119H76V118H75ZM75 119H74V120H75ZM92 119L94 120V119H96V118H92ZM7 120H8V121H7ZM9 120H10V121H9ZM32 120L35 121V122H34L35 124L32 123V122H33ZM43 120H44V121H43ZM93 120L90 119L91 122H94V123H93L94 125H92V126L94 127V126H95V123H96L97 121H99V120H97V121H95V120L93 121ZM100 120H101V119H100ZM11 121H12V122H11ZM28 121H29V122H28ZM30 121H31V124H30ZM71 121H70V124H71L72 122H74V121H72V122H71ZM78 121H79V120H77L75 123H77ZM90 121L87 120V119L84 121L85 123L87 122V124H86V128H87L88 125L90 126V127L87 128V129H89V130H90V128H92V126L90 125V123H91ZM18 122H19V123H18ZM42 122H43V124H42ZM57 122H58V121H57ZM80 122H81V121H80ZM84 122L82 121L81 125H82V124H85ZM89 122H90V123H89ZM10 123H9V124H10ZM20 124H21V126H20ZM28 124H29V126H28ZM32 124H33V125H32ZM51 124H52V126H50ZM73 124H74V123H73ZM78 124H79V123H78ZM91 124H92V123H91ZM31 125L34 127V129L31 127ZM48 125H49V126H48ZM75 125H76V124H75ZM81 125H76V126H78V127L76 128L77 130H75L77 133H76V132H75V133L78 135V134L82 131V134H79V135H80V136L82 137V139H83V138H84V137H83L84 134H85V133L87 134L88 131H87V129L85 128V126H83V127L80 129L79 126H81ZM76 126H75V127H76ZM28 127H29V129L31 130V132L27 134L26 131H24V130H25L24 128H26V129L28 130L27 132H29ZM42 127H45V129H42ZM50 127H52V128H50ZM35 128H37V129L35 130ZM83 128H85L86 130L83 129ZM20 129H22V130L24 131V133H23V131L20 130ZM51 129H52L53 131H52ZM54 129H55L56 131H55ZM34 130H35V131H34ZM78 130H80V132H79ZM17 131H18V132H17ZM41 131H42V132H41ZM49 131H50V132H49ZM85 131H87V132H85ZM36 132H37V133H36ZM40 132H41L42 134H41ZM56 132H57V133H56ZM83 132H84V133H83ZM20 133H21V134H20ZM22 133H23V135H22ZM52 133H53V134H52ZM8 134H9L10 136H8ZM24 134H25V135H24ZM35 134H38V135H35ZM60 134H61V133H60ZM19 135H20L21 137H20ZM27 135H28V136H27ZM50 135H51V136H50ZM56 135H58V136H56ZM74 135H75V134H74ZM79 135H78V136H79ZM61 136L64 137V138H65V136L67 137V135L64 136L63 133H62ZM85 136H86V135H85ZM4 137H5V138H4ZM16 137H17V139L14 140V138H16ZM18 137H19V138H18ZM22 137H23V138H22ZM26 137H28V138H26ZM41 137H42V138H41ZM81 137H79V139H80ZM45 138H44V139H45ZM52 138H53V137H52ZM54 138H53V139H54ZM64 138H63V139H64ZM67 138H68V137H67ZM67 138H66V139H67ZM75 138H76V137H75ZM18 139H19V140H18ZM23 139H24V141H22ZM25 139H28L27 142H26ZM33 139H34V140H33ZM66 139H65V140H66ZM68 139H69V138H68ZM68 139H67V140H68ZM77 139H78V138H77ZM77 139H76V140H77ZM79 139L77 140V142L79 141ZM1 140H3V141H1ZM10 140L12 141V143H11ZM17 140H18V142H17ZM85 140H86V139H85ZM85 140H84V141H85ZM20 141H22V142H20ZM84 141H83V140L80 141V144H81L82 142L84 143ZM23 142H24V143H23ZM29 142H30V144H27V143H29ZM38 142H39V143H38ZM3 143H4V145H3ZM10 143H11V144H10ZM17 143H18V144H17ZM32 143H33V144H32ZM34 143H35V145H34ZM36 143H38V144H36ZM124 143H125V142H124ZM134 143H137V142H133V144H134ZM78 144H79V143H78ZM78 144H77V145H78ZM128 144H129V145H128ZM10 145H11V146H10ZM93 145H94V144H93ZM126 145L128 146V147L125 146V147H127V149H126L127 151H129V150L131 149L130 151H131L132 154L130 153L129 155H131V156H136V155H137V156H138V155L141 153V150H142V143H141V146H140V143H139V144H135V146H134V145H131L129 142H127ZM137 145H138V146H137ZM91 146H92V145H91ZM94 146H95V145H94ZM123 146H124V145H122V147H123ZM19 147H20V146H19ZM94 148H95V147H94ZM129 148H130V149H129ZM21 149H22V148H21ZM140 149H141V150H140ZM23 150H24V149H23ZM122 150H125V149H124V148L121 149V152H122ZM130 151H129V152H130ZM137 151H139V152H137ZM135 152H136V153H135ZM10 153H11V154H10ZM134 153H135V154H134ZM116 154H118V157H116V159H118V160L120 159L119 161H121V160H122V161L119 162L118 160H115L114 162L116 163V161H118V165H120V163H122L123 165H126V164H125V163L127 162L126 160H127V159H130V157L128 158V157L126 156V158H127V159H126L124 155L121 156L120 153H116ZM116 154L114 153V156L111 155L110 157H109V156H104V157H105V158H108V159H110V158L112 159V156H113V158L115 159V155H116ZM0 155H3V156H4V155H5V152H0ZM119 155H120V156H119ZM129 155H128V156H129ZM1 157H2V156H1ZM104 157H101V158L99 157V160L102 159L100 162H103V161H104V159H103ZM122 157H123L124 159H123ZM11 158H12V159H11ZM13 158H14V159H13ZM15 158H16V159H15ZM8 159H9V158H8ZM17 159H18V160H17ZM16 160H17V161H16ZM105 160H107V159H105ZM130 161H131V159L128 160V164L130 163ZM124 162H125V163H124ZM40 164H42V163H40ZM122 164H121V165H122ZM128 164H127V165H128ZM4 167H2V168H4ZM85 169H86V168H85ZM85 169H84V170H85ZM2 170H3V169H2ZM76 172H77V171H76ZM0 173H1V170H0ZM6 173H5V174H6ZM81 173H82V172H81ZM1 174H3V171H2ZM1 174H0V178L2 177ZM69 174H71V171H70ZM74 174H75V172H74ZM83 174H84V171H83ZM83 174H82V178H84V177H83ZM87 174H88V173H87ZM3 175H4V174H3ZM85 175H86V172H85ZM69 176H70V175H69ZM86 176L88 177V175H86ZM80 178H81V177H80ZM84 179H85V178H84ZM85 180H86V179H85ZM88 181H89V180H88ZM0 189H1V188H0ZM73 189H74V188H69L68 190H73ZM0 191H1V190H0ZM69 192H71V191H69ZM0 194H1V193H0ZM0 199L2 200V198H0ZM91 201H92V200H91ZM95 201H96V200H95ZM92 203H93V204H92ZM92 203H91V204H92V206H93L94 203H95L94 200H93ZM92 206L90 205L89 207H92ZM93 207H94V206H93Z\"/></svg>",
  "mask_w": 264,
  "mask_h": 264
}]
</instances>
